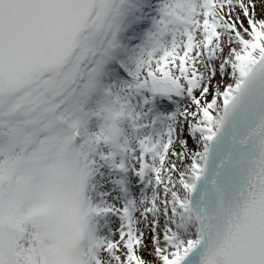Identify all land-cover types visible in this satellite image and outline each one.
Segmentation results:
<instances>
[{
  "label": "snow or ice",
  "instance_id": "obj_1",
  "mask_svg": "<svg viewBox=\"0 0 264 264\" xmlns=\"http://www.w3.org/2000/svg\"><path fill=\"white\" fill-rule=\"evenodd\" d=\"M0 264H264V0H0Z\"/></svg>",
  "mask_w": 264,
  "mask_h": 264
}]
</instances>
